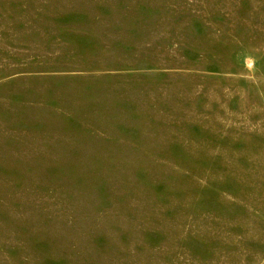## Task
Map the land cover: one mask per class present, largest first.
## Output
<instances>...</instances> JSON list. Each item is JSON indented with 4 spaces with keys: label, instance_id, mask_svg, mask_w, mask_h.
Returning a JSON list of instances; mask_svg holds the SVG:
<instances>
[{
    "label": "rangeland",
    "instance_id": "1",
    "mask_svg": "<svg viewBox=\"0 0 264 264\" xmlns=\"http://www.w3.org/2000/svg\"><path fill=\"white\" fill-rule=\"evenodd\" d=\"M0 264H264V0H0Z\"/></svg>",
    "mask_w": 264,
    "mask_h": 264
}]
</instances>
